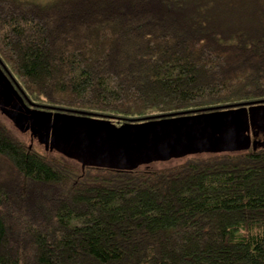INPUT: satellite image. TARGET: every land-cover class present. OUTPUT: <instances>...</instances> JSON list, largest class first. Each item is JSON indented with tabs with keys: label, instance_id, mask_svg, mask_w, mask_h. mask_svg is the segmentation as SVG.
Returning a JSON list of instances; mask_svg holds the SVG:
<instances>
[{
	"label": "trees",
	"instance_id": "trees-1",
	"mask_svg": "<svg viewBox=\"0 0 264 264\" xmlns=\"http://www.w3.org/2000/svg\"><path fill=\"white\" fill-rule=\"evenodd\" d=\"M0 62L117 125L264 105V0H0ZM176 162L82 166L0 118V264H264V145Z\"/></svg>",
	"mask_w": 264,
	"mask_h": 264
},
{
	"label": "water",
	"instance_id": "water-1",
	"mask_svg": "<svg viewBox=\"0 0 264 264\" xmlns=\"http://www.w3.org/2000/svg\"><path fill=\"white\" fill-rule=\"evenodd\" d=\"M0 62V113L20 132H29L46 151L82 166L133 170L141 165L202 153L247 150L264 145V105L244 102L216 113L179 112L114 124L36 109L25 104ZM186 113V114H185Z\"/></svg>",
	"mask_w": 264,
	"mask_h": 264
},
{
	"label": "rangeland",
	"instance_id": "rangeland-1",
	"mask_svg": "<svg viewBox=\"0 0 264 264\" xmlns=\"http://www.w3.org/2000/svg\"><path fill=\"white\" fill-rule=\"evenodd\" d=\"M2 115V114H1ZM3 116V117H2ZM2 116H0V118L3 120V123L11 130H13L14 132H17V133H22L23 135H24V137H25V140H28L29 139V136H30V134H29V132L27 131V133H24V132H20V131H18L14 126H13V124L10 122V120H8L4 115H2ZM5 117V118H4ZM53 155H55L54 153H52ZM202 154H205V153H202ZM186 157V156H185ZM182 158H184V157H182ZM178 159H181V158H174V159H171V160H169L170 162H168V161H164L163 162V164H159V163H161V162H154V163H157L156 164V167H161V166H173V165H175L177 162L176 161H178Z\"/></svg>",
	"mask_w": 264,
	"mask_h": 264
},
{
	"label": "flooded vegetation",
	"instance_id": "flooded-vegetation-1",
	"mask_svg": "<svg viewBox=\"0 0 264 264\" xmlns=\"http://www.w3.org/2000/svg\"><path fill=\"white\" fill-rule=\"evenodd\" d=\"M256 139L263 140L264 139V136L261 133H259L258 136L256 137Z\"/></svg>",
	"mask_w": 264,
	"mask_h": 264
}]
</instances>
